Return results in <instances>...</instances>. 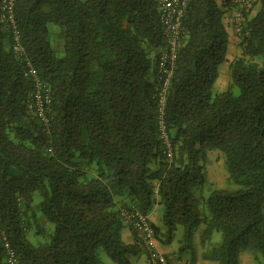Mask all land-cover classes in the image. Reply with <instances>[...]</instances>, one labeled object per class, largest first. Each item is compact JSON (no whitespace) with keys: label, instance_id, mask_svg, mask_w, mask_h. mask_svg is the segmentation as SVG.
<instances>
[{"label":"trees","instance_id":"16d2710c","mask_svg":"<svg viewBox=\"0 0 264 264\" xmlns=\"http://www.w3.org/2000/svg\"><path fill=\"white\" fill-rule=\"evenodd\" d=\"M230 3L189 1L164 105L172 155L158 125V54L167 40L158 0H17L14 27L0 11V264H11L5 241L17 264H108L100 247L115 263L133 264L145 249L123 239L117 200L148 214L156 197L162 242L182 225L179 251L195 254L194 233L204 224L202 246L222 234L204 260L239 264L251 248L264 264V0L242 9V54L230 61L229 88L213 95L228 60ZM49 23L59 27L61 51ZM15 28L50 85L47 123L28 107L35 83L13 47ZM211 150L225 154L238 187L213 189L204 214L194 187L205 180L201 161ZM36 191L42 218L31 208ZM47 221L55 225L49 241L32 242L31 230L48 232ZM150 223L157 237L162 227Z\"/></svg>","mask_w":264,"mask_h":264},{"label":"built area","instance_id":"2783aa9c","mask_svg":"<svg viewBox=\"0 0 264 264\" xmlns=\"http://www.w3.org/2000/svg\"><path fill=\"white\" fill-rule=\"evenodd\" d=\"M160 6L161 21L166 32V45L159 51L157 65V96H158V125L161 139L165 144L168 155H172V143L164 122V105L166 91L169 87L174 73L175 64L178 58L179 49L183 44L186 33L183 26V17L190 0H158ZM255 0H236L239 5L233 13L234 30L240 36L243 33L244 16L243 8H249ZM17 0H0L1 19L14 27V11ZM20 32L14 29V49L20 59L27 64V74L32 77L35 83V92L29 101L28 107L34 116L44 123L49 121L52 94L50 85L41 79L30 59L26 56L20 40ZM119 215L122 220L133 231L135 239L145 251L151 254L152 264H169L165 254L155 246L156 235L149 221V216L143 212L135 203L119 206ZM7 249V260L11 264H17V255L9 241H5Z\"/></svg>","mask_w":264,"mask_h":264},{"label":"rangeland","instance_id":"374dc122","mask_svg":"<svg viewBox=\"0 0 264 264\" xmlns=\"http://www.w3.org/2000/svg\"><path fill=\"white\" fill-rule=\"evenodd\" d=\"M49 28L53 32V37H51L52 41H54L57 50L61 51V45L59 44L60 40L57 38V33H56L59 30V27L56 24L49 23ZM230 47L231 48H230L228 61H232L236 57L242 54V48L240 46L239 41L237 42L233 41ZM227 65L228 64L226 63L225 74L229 78V80L228 82L224 81L221 85L213 86L212 88L213 95L219 94L220 92L227 90L229 88V84L232 82L230 66ZM233 90L234 93L236 94H238L240 91L239 87L237 86H235ZM201 163L203 164L205 180L194 187V193L199 197L203 196L201 203V210L205 214L208 212L206 205V198L213 189L215 188L236 189L238 185L230 178L226 163V156L222 151L219 150L208 151L206 153V157L204 158V160L201 161ZM42 199H43L42 193L40 191H36L34 193L33 201L31 204L32 211L35 212V214L40 218H42V213L40 208V203ZM117 201L118 203H120L123 200H121V198H118ZM163 212H164L163 204L161 203L157 204L155 207V213H157L156 215L158 217L157 219H160V226L165 231L162 221ZM44 225H46L45 229L48 232L43 233L42 235H38L34 231V229L31 230V232L29 233V237L32 240V242L35 241L36 243L38 242L39 244L49 241L50 234L53 232L55 225L54 223L48 221L45 222ZM125 227H128V225L125 224L123 228L124 230H126ZM204 227L205 225L202 224L196 229L194 233L192 244L195 250V254H193L192 251L190 250L184 252L179 251L180 246L183 244L182 239H184L183 238L184 227L182 225H178L176 227L170 242L167 243L164 242V244L160 243V245H162L164 249L169 247L173 251L174 260L177 262V264H188V262L193 257L196 258V261L193 264H217L216 262L204 260L202 258V252L208 248H211L212 246H215L221 240L222 234L221 232H215L213 234L212 240L209 243H207L206 247H204L201 245V233ZM160 237L163 238V240L165 239V236L163 235H160ZM97 253L98 256H100V258L103 261L107 262L108 264H117L107 256V254L105 253L102 247L98 248ZM142 258L145 259L144 257ZM260 259H261L260 255L256 256L255 251H253L251 248L243 249L239 255V264H260Z\"/></svg>","mask_w":264,"mask_h":264},{"label":"crops","instance_id":"0c3cea01","mask_svg":"<svg viewBox=\"0 0 264 264\" xmlns=\"http://www.w3.org/2000/svg\"><path fill=\"white\" fill-rule=\"evenodd\" d=\"M223 1L224 0H219L220 3ZM230 1L232 2V4L230 3L231 5L224 7V9L226 10L224 13L225 23L227 26V30L229 32V39H230L228 53H227V59H229L230 48H231L230 46H231L232 42L233 41H235V42L239 41L240 42L239 37L235 33L234 23H233V13H234L235 9H237L239 7V5L236 3V0H230ZM233 4H235V6ZM226 63L228 64L227 66H230V61H228V60H226L225 62L220 64L218 78H217L214 86L221 85L224 81L228 82L229 78L225 74ZM159 200H160V198L156 197V202H155L153 209L147 214L149 216L150 221L153 222L154 224H156L157 226L160 225V219H157L158 217L156 216L157 213H155V207L157 204H159ZM118 204H119V206L121 205L120 203H118ZM154 213H155V216H154ZM125 228H126V230L122 229L123 239L127 243L136 242L135 236L133 234V231L130 229V227L128 226ZM160 235H163V236L166 235V232L164 231L163 228L161 229L160 233L156 237V243H155L156 248L158 250H160L161 252L165 253V255H167L168 258L171 260L172 264H177V262L174 260L173 251L169 247L164 249L162 247V245H160V243L164 244V242H162L160 240L161 239ZM142 257H144L145 259H143ZM132 261H133V264H148L149 261H148V256L146 254V251L143 250V253L137 257H134L132 259Z\"/></svg>","mask_w":264,"mask_h":264},{"label":"clouds","instance_id":"9594fccd","mask_svg":"<svg viewBox=\"0 0 264 264\" xmlns=\"http://www.w3.org/2000/svg\"><path fill=\"white\" fill-rule=\"evenodd\" d=\"M165 254V253H164Z\"/></svg>","mask_w":264,"mask_h":264}]
</instances>
